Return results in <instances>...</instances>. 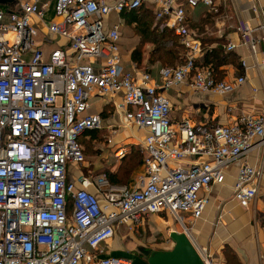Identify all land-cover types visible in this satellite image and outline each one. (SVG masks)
<instances>
[{"label":"built area","instance_id":"obj_1","mask_svg":"<svg viewBox=\"0 0 264 264\" xmlns=\"http://www.w3.org/2000/svg\"><path fill=\"white\" fill-rule=\"evenodd\" d=\"M199 4L214 8V0H14L0 9V264H131L101 256L102 244L118 227L161 213L183 225L203 264H214L186 224L202 215L211 186L234 169L233 199L255 206L263 164H250L248 156L264 147V110L240 112L226 124L189 115L173 121L166 91L188 85L226 95L250 70L264 68V5L251 2L260 23L238 18V42L224 46L225 52L247 51L240 74L219 78L211 64H201L207 52L188 30L187 9ZM142 7L186 46L182 60L161 65L157 78L135 65L126 68L121 22L109 21L112 13ZM40 25L46 40L38 39ZM54 37L64 44L46 55L44 41ZM94 95L113 96L122 122L145 131L138 142L143 172L133 185L86 167L79 137L103 125L89 111ZM112 127L110 143L117 133ZM114 155L121 157L123 149Z\"/></svg>","mask_w":264,"mask_h":264},{"label":"crops","instance_id":"obj_2","mask_svg":"<svg viewBox=\"0 0 264 264\" xmlns=\"http://www.w3.org/2000/svg\"><path fill=\"white\" fill-rule=\"evenodd\" d=\"M227 1L228 0H214V8H211V9L217 8V12H218L219 7H221V5H222V4L220 5V2L224 3L225 5L224 6L222 5V6L225 7L227 11H225L223 13L222 17L220 18L221 19L220 21L224 20L226 17H228L229 19H233L234 21H233L232 29H231V31H227V27H226L225 23L222 21L217 25L218 26V32H219L217 35L212 34L211 36H208L207 38L203 37V41L208 43V45L211 49L218 47V46L221 47V49H222V46H225L229 42V40L232 42H238V35L236 32V21L238 18H243L244 20H247L252 26H257L260 23V20L257 17H255L251 11V2L253 0H232L231 4H229V6L227 5ZM254 2L257 4L264 5V0H254ZM11 3L1 4L0 9L2 10L4 8L10 7ZM197 6L194 8H188L187 9V24L190 21L189 19L193 18V15L196 12H198L199 10H201L203 8H209L208 6L203 5V4H199ZM225 8H224V10H225ZM149 10L153 14V11L151 9H149ZM123 12H125V11H123ZM121 13L120 14L112 13V14L115 15L116 17H118V20L121 22V27H123L124 23H126V22L124 20V17L121 16ZM111 15L109 17V21L111 19ZM114 22H116V21H114ZM111 23H113V22H111ZM40 28H41V31H40L38 39L40 41H41V39L46 40L47 39V32L45 31V29L42 25H40ZM222 30H223V32H222ZM226 31L228 32V35H226V37H225L227 43L225 45L224 44L222 45L221 43L223 42V39L221 38L222 35L220 33L221 32L225 33ZM121 33H122V28H121ZM121 38H122V34H121ZM121 38L119 41V45H120L121 54L123 56L126 68L129 69L131 67V65H135L137 70L149 71L155 78H157L158 77V68L161 66V65H159L160 61H152V62L149 61V57H148L147 53L143 54L144 57L140 62L139 61H132L131 60V53L128 50H126V52L127 51L128 52L125 55L126 52H124V50H122ZM195 38H197V37H195ZM44 42L45 43L43 45V49L45 50V53L47 55L53 48L59 47L61 44H64V39L54 37L52 39V41H44ZM147 44H145V46ZM260 48L264 49V41L261 42ZM230 53H235L238 56L239 61H238V64L236 66V70L234 72H232L231 74H227L226 76H223L226 78L240 74V72H241L240 67H239L240 66V64H239L240 58L247 55V51L242 46H239L236 50H234ZM208 58L209 57L207 55L206 59H208ZM201 64H202V62H201ZM228 67L233 68V64L231 63V61L230 62L226 61V62L220 64L219 66H217L218 69H223V70H226ZM255 70H258V69L250 70L248 72L247 79L244 82V84H242L239 88H237L233 92L228 93L226 95L210 94L212 96H215L216 99L218 98L216 96H221L224 98L227 97L229 99L231 98L230 103L222 105V104H218V102H215V103L214 102H208L204 99L199 100V101H195V103L192 104L191 107L197 108V109L196 110L193 109V111L191 110V112H189V116L192 117L193 120L198 121L199 118H198L197 114H201L202 120H200V121L205 120V121H210L213 124H226V123L233 122L240 112L251 111V110L263 111L264 110V98L260 93V89H264V68L259 69L257 71V72L260 71L259 74L254 73ZM216 73H217V71H216ZM223 77H219V78H223ZM187 87H189V86L188 85H181L179 87L169 89L166 91V93L168 92V94L170 95V99H171L173 104H174L175 99L172 96L173 95L172 92L174 93L175 90L176 91H178V90L182 91ZM254 89H256V90L254 91ZM262 93L264 94V91ZM203 95H205V94H203ZM112 99H113V96H97V95H94L91 99V107H90L89 111L92 113H98L102 118L103 125L106 126L107 122L104 120L105 112H107L109 110L111 111V109H113L115 111L114 120L112 123L113 127L119 128L121 130L122 125L124 124V129H126L127 125L125 123V120L123 123L121 115H119L114 108ZM114 99L119 101L120 100L119 95L115 96ZM234 111H237V112L233 113L232 115L228 114V113H231ZM211 112H212V115H210ZM187 114L188 113L185 111H181V110L179 111L178 109H176V107L175 108H174V106L172 107V119H173V121H177L181 117L186 116ZM218 114H219V118H216L217 120H214L215 117L218 116ZM221 114H225V115L221 116ZM228 116H230V117H228ZM109 129L111 130V127ZM116 135H117V133L112 137V141ZM144 135H145V131L142 129H139L135 126H134V129L132 130L131 134L130 133L126 134V136L134 137V140L136 139L137 141L138 140L140 141ZM106 141H107V137H106ZM112 141H111V143H112ZM262 148L263 147H259V148L252 150L250 152V155L248 156V162L250 164L255 165V166H259L260 164H263V170H262L263 172H262V178H261V183H260L259 195L255 201V206H254V204H251L248 207H243V206H240L233 199L231 186L233 185L235 169L232 170V173L230 175L226 176L224 183L214 184L211 186L209 194H208L209 195V202L206 205L202 215L198 219H195L194 221H192V223L190 224L191 229H192L191 232H193V234L197 237V241L200 240L202 245L207 243V239L205 238V235L207 233L211 232L214 227H220L221 224L224 225V222L231 223L234 221L235 222L232 224H233V226L237 227L239 221H236V219L241 218V217H244L245 219H247L246 215H248V219H250V217H251V222L253 223V225L257 226L259 224L262 227V233H261V240L262 241L259 244V250L262 252V254L264 253V200H263V195H264V155H262V153H261ZM115 151H116V149H115ZM142 172H143V165H142V159H141V162L135 168V170L132 172V174H131V176L128 179L126 184L133 185L135 178L139 174H141ZM250 213H251V216H250ZM155 215H158V214H152L149 217H153ZM237 231H238V229H237ZM213 235L215 236L214 238L211 237V239L213 241H211L210 243L208 242V244H206L207 246L203 245V247H206V248L208 247L209 250L212 252V253L211 252L210 253L213 255V259H215L217 256L220 257L219 254H217V253L215 254L213 252L219 247L220 243L218 241L217 236H220V235H218L217 232H213ZM208 236H210V235H208ZM113 238H114V236L110 240H108L106 243L102 244L103 254L101 256H122V257H126V254H129V253L125 251V248L118 246V244H116V242L113 241ZM200 242L198 241V243L201 245ZM237 255H238V258L240 260L239 262L241 264H259L258 252L254 251V250L253 251H246L243 253L237 252ZM138 259L141 260L142 264H147L141 258H138ZM216 261L218 263L222 262V260H218L217 258H216ZM131 264H133V263L131 262Z\"/></svg>","mask_w":264,"mask_h":264},{"label":"rangeland","instance_id":"obj_3","mask_svg":"<svg viewBox=\"0 0 264 264\" xmlns=\"http://www.w3.org/2000/svg\"><path fill=\"white\" fill-rule=\"evenodd\" d=\"M232 0L227 1V5L231 4ZM234 2V1H233ZM225 5L224 3L220 2V5ZM219 7V10L217 12V8L212 9L213 14H206L207 12H203L200 17L202 18V25L201 27L198 26L200 25L199 23L197 26L199 27L196 28V32H198L197 38L201 42V47L204 51L208 52L211 48L209 47L208 43L203 41V37L207 38L208 36H211L212 34L217 35L218 32V24L220 22H224L227 31H231L232 25H233V19H229L226 17L224 20L220 21L223 13L226 10L225 7ZM210 8V7H209ZM209 8H203L204 10L210 11ZM225 8V10H224ZM201 9V8H200ZM52 13H47L44 16L45 20H49L51 17ZM113 15V14H112ZM110 19V23L114 21H119L118 17L115 15L112 16ZM151 18V17H150ZM225 33H220L222 35L223 42L221 43L222 45L226 44V35H228V32ZM6 38H8L10 41L13 40L14 37V32L8 31L5 34ZM140 35L138 33L137 26L135 24L128 25L124 23V26L122 27V38H121V44H122V50L126 52L128 50L130 53L134 49L133 47H137V43L140 40ZM225 41V42H224ZM230 41V40H229ZM152 48V45L148 43L146 46L143 47V52L144 54H148L149 50ZM224 46H222V50L224 53H229L226 58L227 61H231L233 64V68L228 67L226 70L223 69H218L215 68L217 71V75L219 77L226 76L227 74H231L236 70V66L238 64L239 58L235 53H230V52H225L224 51ZM127 51V52H128ZM125 53V55L127 54ZM184 53V52H182ZM180 54L179 59L172 60V61H160L159 65H175L180 60H182L183 54ZM144 57V55H143ZM212 58V57H211ZM209 57V59H211ZM259 70V69H258ZM258 70H255L254 73L259 74L257 72ZM224 78V77H223ZM176 91V90H175ZM174 93L172 92V96L174 97V104L172 103V107H176L179 111H185L189 115V112L191 110L193 111L196 110L197 108L191 107L192 104L195 103V101L199 100H206L208 102H218V104L225 105L227 103H230L231 98H224L221 96H216L218 97L217 99L215 96H212L210 94H201L194 92L191 90L189 87L185 88L184 90H178ZM264 89H260V93L264 98V94L262 93ZM167 95L170 97V95L167 92ZM262 98V99H263ZM221 100V101H220ZM220 101V102H219ZM172 102V101H171ZM212 107V106H211ZM213 109V108H212ZM96 110V109H95ZM213 112V111H212ZM212 112L210 115H212ZM237 111L228 113V114H233L236 113ZM193 113V112H192ZM114 114L115 111L111 109V111L105 112L104 120L107 122L106 126L102 125L101 129H97V134L99 135L98 138L88 142L84 139H82V146L84 147V155L86 159V167L89 169H94V170H105L108 168L116 169L118 167V164L122 162V159H124L125 153H129L131 150V146H133L136 150H139L138 146V141L134 137H129L126 136V134H131L132 130L134 129V126L127 125V128L124 129V124L122 125L121 130L119 128H116L117 135L114 137L112 143H109L106 141V137L110 134V127L113 126V120H114ZM194 115V114H193ZM198 115V120H202L201 114ZM225 115V114H221ZM230 117V116H228ZM216 118H219L218 116L215 117L214 120H217ZM118 147H121L123 149V155L121 157H115L114 151ZM140 151V150H139ZM262 155H264V147L261 149ZM140 155V154H139ZM141 162V160H140ZM131 176V175H130ZM130 178V177H129ZM128 178V179H129ZM128 181V180H127ZM263 200H264V195H263ZM151 216V215H150ZM244 217L236 219L238 222V226H233L232 223H226L224 222V225L221 224L220 227H214L211 232L207 233L205 235V238L207 239V243H210L213 241L211 237H215L213 235V232H217L218 235V241H219V247L213 251L215 254H219L220 257H216L218 260H222L221 263H218L216 261V258L213 259L214 264H241L237 255V252H246V251H256L258 252L259 255V264H260V255L262 252L259 250V244L261 243V233H262V227L258 224L253 225L251 222V217L248 219ZM251 216V213H250ZM233 220V219H232ZM187 227H191L190 224H186ZM217 228V229H216ZM183 225L172 215L169 214H158L153 217H147L140 223L136 224H131V225H122L117 228L113 241L118 244V246H121L125 248V251L128 252L129 254H126V258L129 259L133 264H142L141 260L138 258H141L142 260L145 261V259L148 257L149 253L152 251L156 250H167L170 249L173 245L172 240L170 239V232L171 231H178V232H183ZM238 229V231H237ZM192 230V229H191ZM190 230V231H191ZM258 232H257V231ZM192 238L195 240V242L198 243L200 240L197 241V237L191 232ZM246 234V235H245ZM210 235V236H208ZM201 243V242H200ZM206 244H203L204 246ZM202 245V243H201ZM200 245V246H201ZM202 245V246H203ZM207 246V245H206ZM208 252H211L209 248H206ZM124 250V249H123ZM225 251L229 254V257H226L224 255ZM212 253V252H211ZM124 255V254H123ZM216 256V255H215ZM236 258L239 260L238 263L235 260ZM213 257V255H212Z\"/></svg>","mask_w":264,"mask_h":264},{"label":"trees","instance_id":"obj_4","mask_svg":"<svg viewBox=\"0 0 264 264\" xmlns=\"http://www.w3.org/2000/svg\"><path fill=\"white\" fill-rule=\"evenodd\" d=\"M198 7V6H197ZM203 12L206 14H213V10L210 11L201 9L193 15V18L189 19L188 30L192 36L197 37L198 32L196 28L201 27L202 15ZM121 16L124 17L126 24L131 25L135 24L140 35V40L137 43V47L131 51V60L132 61H141L143 59V47L145 44L150 43L152 48L149 50L148 57L149 61H172L179 59L180 54L185 52L186 46L181 42L180 36L176 35L172 29L166 26L164 21L155 20L154 15L148 9V7L133 9L121 13ZM151 17V18H150ZM200 22V23H199ZM200 24L197 26V24ZM183 54V53H182ZM229 53H224L221 47H215L209 50L206 55L212 57L211 59H205L202 65L211 64L215 69L220 64L227 61L226 56ZM97 129L86 130L80 137L79 142L82 145V139L90 142L98 138ZM83 147V146H82ZM131 151L127 154L125 153L124 159L118 164L116 169L108 168L105 170H95L103 171L107 174L109 180L116 184H126L128 178L139 165L140 160L142 159V152L138 149L136 150L131 146ZM84 153V147H83ZM85 154V153H84ZM140 154V155H139ZM224 255L229 257V254L225 251ZM235 256V260H236ZM238 260V259H237ZM236 262L238 263V261Z\"/></svg>","mask_w":264,"mask_h":264},{"label":"water","instance_id":"obj_5","mask_svg":"<svg viewBox=\"0 0 264 264\" xmlns=\"http://www.w3.org/2000/svg\"><path fill=\"white\" fill-rule=\"evenodd\" d=\"M14 0H0L1 4ZM170 239L173 245L167 250H156L149 253L145 259L147 264H203L197 251L184 232L171 231Z\"/></svg>","mask_w":264,"mask_h":264}]
</instances>
